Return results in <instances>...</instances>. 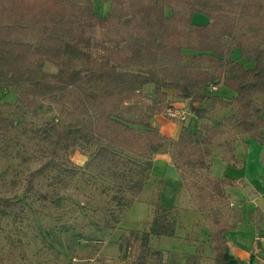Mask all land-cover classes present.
<instances>
[{
    "label": "trees",
    "instance_id": "1",
    "mask_svg": "<svg viewBox=\"0 0 264 264\" xmlns=\"http://www.w3.org/2000/svg\"><path fill=\"white\" fill-rule=\"evenodd\" d=\"M105 1L111 4L106 17L94 11V0H0V85L18 92L14 103L0 104V132L8 135L15 119L37 115L45 102L56 104L67 121L55 118L37 133L66 152L97 145L95 155L113 177L129 180L131 194L139 196L150 180L151 156L169 152L187 168L209 174L199 195L209 186L228 199L226 187L234 183L211 176L213 147L232 150L241 133L263 139L264 107L253 96L264 95V0ZM195 13L209 21L195 23ZM117 23L125 34L94 38L98 27ZM47 63L57 71L47 72ZM219 86L236 94L209 92ZM181 101H189L186 110L199 127L186 124L175 139L151 121ZM222 108L231 116L218 117ZM176 168L183 181L182 167ZM41 198L49 200L47 194ZM19 203L0 198V216ZM212 212V260L223 263L225 234L236 225ZM177 229L173 207L155 203L146 229L124 230L121 260L147 264L152 257L170 264L169 252L151 242L174 238ZM187 264H201V255H191Z\"/></svg>",
    "mask_w": 264,
    "mask_h": 264
},
{
    "label": "rangeland",
    "instance_id": "2",
    "mask_svg": "<svg viewBox=\"0 0 264 264\" xmlns=\"http://www.w3.org/2000/svg\"><path fill=\"white\" fill-rule=\"evenodd\" d=\"M110 8L109 2L94 0L93 9L100 16H108ZM194 18L196 22L207 21V16L199 13ZM97 29L94 35L97 40L127 32L119 23ZM45 70L55 73L57 67L47 63ZM253 97L257 105L264 107V95ZM17 98L16 90L0 85V104L14 103ZM217 111L218 117L231 116L229 109ZM60 114L61 106L45 102L37 115L15 119L8 135L0 132V198L20 201L8 214L0 216V264H132V260L120 258V237L126 229H146L151 220L136 222L141 212L140 208H133L138 194L128 191L125 183L129 180L110 174L109 165L95 155L97 145L71 153L56 149L37 133L55 118L67 121L66 113L62 112L61 117ZM194 120L199 127L194 115L181 121ZM242 135L247 136L243 133L238 136ZM158 154L147 161L152 168ZM171 158L185 175L182 187L187 206L202 207L208 220L215 213L212 211H216L229 223V216L236 211L231 210L227 199L213 195L209 186L199 195L198 187L206 183L209 174L187 168L182 159ZM58 161L61 167L53 165ZM46 194L49 200L41 198ZM165 198L171 199L169 195ZM150 261L155 260L149 257L147 263Z\"/></svg>",
    "mask_w": 264,
    "mask_h": 264
},
{
    "label": "crops",
    "instance_id": "3",
    "mask_svg": "<svg viewBox=\"0 0 264 264\" xmlns=\"http://www.w3.org/2000/svg\"><path fill=\"white\" fill-rule=\"evenodd\" d=\"M194 16L193 21L197 24H206L209 21L207 17V21L196 22ZM222 87L211 89L209 92L212 94L220 92L228 98L236 94L233 90ZM173 106L188 109L189 101L177 102ZM196 122L176 121L166 115H158L151 121L153 126H159L163 134L175 139L180 136L186 124L191 123V129L196 130ZM210 170L214 178L228 177L233 181L234 185L226 187L227 200L231 208L240 212V219L233 214L229 216V224L236 227L225 234L226 261L223 263L213 262L214 253L209 241L210 221L202 209L196 207L193 202L189 204L195 208L187 206L188 199L184 194L180 171L174 166L168 153L158 154L154 158L151 178L133 207L141 210L136 222L152 220L155 203L177 208L174 209L178 217L176 237H163L151 242L153 247L169 252L170 264H187L189 257L196 253L201 255V264H237L254 259L256 255V233L264 232V130L262 141L242 135L238 136L232 150L226 145H215ZM160 181L162 185L159 184ZM166 195L171 199H166ZM147 264L157 263L150 261Z\"/></svg>",
    "mask_w": 264,
    "mask_h": 264
},
{
    "label": "built area",
    "instance_id": "4",
    "mask_svg": "<svg viewBox=\"0 0 264 264\" xmlns=\"http://www.w3.org/2000/svg\"><path fill=\"white\" fill-rule=\"evenodd\" d=\"M166 116L171 119H178L186 121L189 112L184 109H170ZM255 242L257 244V252L254 259L247 260L245 262L237 263V264H264V232L258 231L255 236Z\"/></svg>",
    "mask_w": 264,
    "mask_h": 264
}]
</instances>
